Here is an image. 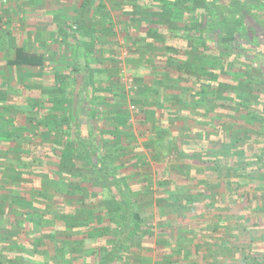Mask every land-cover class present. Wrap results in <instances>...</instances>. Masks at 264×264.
<instances>
[{"label":"trees","instance_id":"1","mask_svg":"<svg viewBox=\"0 0 264 264\" xmlns=\"http://www.w3.org/2000/svg\"><path fill=\"white\" fill-rule=\"evenodd\" d=\"M125 1L133 8L141 0ZM148 5L167 9L170 21L181 26L162 35L154 24L146 34H155L156 41L140 38L153 67L158 68V57L162 62L164 77L153 86L157 114L142 108L133 129L128 117L107 105L100 119H112L109 131L96 136L92 121L102 96L91 83V62L85 58L72 67L75 72L82 67L83 75L77 107L60 116L65 128L56 117L46 123V138L53 133V141L43 136L34 141L32 120L22 126L10 112L0 114V264H116L153 237V264H264V0ZM135 16L130 13L125 21L139 22ZM125 21L122 31L135 29ZM74 28L83 30L57 24L59 34L77 40ZM183 42L187 47L178 45ZM45 60L43 51L18 45L3 66L14 73L43 68ZM4 98L0 95V102ZM31 101L39 106L37 99ZM186 114L192 117L194 138L178 141L170 136L171 127L185 126ZM158 115L168 121L169 131L157 130ZM145 132L153 139L146 151L139 143ZM171 154L181 163L152 171L150 161ZM195 168L214 177L202 179ZM150 192L160 221L155 229L152 213L144 215L138 201ZM98 196L108 204L97 206ZM130 260L150 262L141 255Z\"/></svg>","mask_w":264,"mask_h":264},{"label":"rangeland","instance_id":"2","mask_svg":"<svg viewBox=\"0 0 264 264\" xmlns=\"http://www.w3.org/2000/svg\"><path fill=\"white\" fill-rule=\"evenodd\" d=\"M81 1L83 0H11L7 10V14L12 17L11 21L8 24L2 23L4 28L0 25V95L5 97L0 102V114L5 111L6 113L10 112L16 124L22 126L25 124V120H32L30 129L33 130L34 141L40 142V136L46 138L48 134L46 123H49V120L54 121L55 117L56 120H59L58 124L62 122V127L63 129L65 128L63 117L61 118L60 116L67 112L72 113L75 109L76 105L74 106L73 103L79 97L78 92L82 83V67H80L78 72L73 71L72 67L74 65H82L83 58L87 60H89L88 57L91 58V83L93 87L99 89L97 95L102 96L100 106L97 108L99 114L92 121L93 132L96 136L109 131L106 128L109 125H104V122L100 119L104 110L107 109V105L116 107L118 116L132 119L128 120V123L133 125V129L136 114H139L142 108L146 109L147 112L158 113V110L154 109L153 103L158 95L156 87L153 86H156V83H160V78L164 77L163 71L159 67L162 62L158 57L155 63L158 68L153 67V60L144 54L143 51L140 52L142 41L138 38H148L149 42L153 43L156 40L151 38L157 36L151 32L146 34L148 26L151 27V25L155 24L158 33L166 35L167 31H175L177 27H181L180 24H174L170 21V14L167 9L164 10L148 5L149 3L156 4L157 0H141L138 2L139 5L133 6V9L125 0H92L93 4L88 5L87 8H82L80 5ZM98 1H102L101 3H103L105 8L97 6ZM121 4L124 6L121 7ZM56 7L61 9L60 19L72 18V26L76 27V25H79L83 28L81 32L74 28V31H77V37L81 38L82 41H86L83 50L79 47L77 41L73 39L65 41L53 40L51 43L41 42L36 44V40L45 41L51 35L54 36L57 33L54 23L58 18V13L53 12ZM130 12L136 14L139 18L138 30L122 31L121 27L124 22L122 24L121 22L127 20L126 17L129 16ZM93 27L99 30H94ZM40 29H43L44 32L46 31V33L40 34ZM182 29L180 28L178 31L182 33ZM87 30L88 32H86ZM2 31H4V34H2ZM104 32L107 35L103 34ZM45 35L49 37L45 38ZM99 41H104L103 47L99 46ZM183 44L187 47V42L178 43L179 46ZM2 45L6 47L4 50H1ZM18 45H23L27 49L36 48L47 52L49 57L45 60L46 68L22 67L14 71V73L9 72L3 66L4 59L10 57L11 51ZM208 46L211 47L210 51L214 52V46L209 44ZM103 48L105 49V54L102 52ZM81 51H85L84 54L86 55H83ZM156 55L161 56L162 54L157 53ZM238 56L239 60L244 63L247 61L246 54H239ZM248 65L252 70L257 67L255 63ZM240 70H243L242 67ZM106 77L109 79L107 80ZM228 78V76L221 77L222 80ZM257 78H262V76L258 75ZM108 82H111L115 88L106 90L108 87L105 84H108ZM159 87L162 88L161 85ZM113 93L115 99L112 98ZM33 98L40 99L38 100L39 107L37 110L36 107H33L34 104L31 103ZM112 100L117 104H111ZM217 100L225 101L226 98L219 97ZM3 105L5 109L2 107ZM131 105L134 106V109L130 108ZM219 108L221 109V107ZM220 109H217V111L224 113L223 109ZM186 115L184 116L187 123L185 126H179L180 124L174 123L171 127V131H174L170 132V136H174L178 141L186 137L194 138V131L189 129L193 121L192 117ZM8 116L10 115L6 114V117ZM162 118V115H158L159 121L154 124L155 127H157V130L162 127L169 131L167 128L169 127L168 121L167 124L166 119ZM120 126L118 127L119 129L122 127ZM149 133L145 132L139 136L140 150L151 149L150 145L153 139H150L152 136L149 138ZM159 134L165 137L169 136L168 132L161 131ZM49 135L51 136L46 139L53 141V133ZM163 144L164 141L161 144L159 143L160 151L161 147L164 146ZM177 159L175 155L171 154L165 160L150 161L149 163L152 171L162 172L167 166L174 168L176 164L181 163V160L178 162ZM38 167L40 168L41 166ZM197 168H195V172L198 177L200 175H202V179L214 177V174L205 173L203 169L197 171ZM23 188L26 187L23 185ZM138 201L144 215L152 213L153 217L150 219H152L155 229L157 222L160 221L157 217L158 214L155 212L154 192L140 196ZM107 202L106 198L98 196L96 205L103 207L108 204ZM50 245L47 244L46 248L49 249ZM139 248L135 245L126 254L130 259L134 260L138 258V255H141V257L149 256L150 262L145 264H153L152 261L155 254L153 251L154 237L143 239ZM130 259L125 256L121 261H117L116 264H131Z\"/></svg>","mask_w":264,"mask_h":264},{"label":"crops","instance_id":"3","mask_svg":"<svg viewBox=\"0 0 264 264\" xmlns=\"http://www.w3.org/2000/svg\"><path fill=\"white\" fill-rule=\"evenodd\" d=\"M10 1L11 0H0V10L2 9V8H4V9H2V11L0 12V25H1V27L2 28H4V23H9L10 21H11V18L12 17H10V15H8L7 14V10H8V6H9V3H10ZM102 7H104L105 8V6L104 5H102ZM101 7V8H102ZM152 7H157V6H152ZM131 9H133V8H131ZM56 12V13H58V18H57V20L55 21V23H54V27H55V29H57V24L58 23H64V22H66V23H70L71 24V19L70 18H66V19H60L59 17L61 16L60 15V12H61V9H58V7H56L54 10H53V12ZM59 11V12H58ZM131 13V12H130ZM4 14V15H3ZM3 15V16H2ZM128 17L129 16H127L126 17V19H128ZM135 17H138L137 15L135 16ZM125 22H127V21H125ZM132 22V23H131ZM3 23V24H2ZM138 23L139 22H137V21H128L126 24H130L131 25V27H133V28H135V29H133L134 31H137L138 30ZM145 23V22H144ZM125 25V24H124ZM126 26V25H125ZM40 27H44V26H40ZM72 27H74V26H72ZM44 33H46V31L44 32L43 31V29L41 30L40 29V34H44ZM2 34H4V31H2ZM103 34H105V35H107V33L106 32H104ZM137 34V33H136ZM0 36H1V34H0ZM49 36H46L45 35V38H48ZM140 38H142V37H139L138 39H140ZM68 39H72V38H70V37H64V36H62L61 34H59V32H57V33H55L54 34V36H50V38H48L47 40H45V41H40V40H36V44H39V43H41V42H44V43H46V42H48V43H51L53 40H62V41H65V40H68ZM74 39V38H73ZM75 41H77V44L79 45V47H81L82 48V50H83V48H84V45H85V42L86 41H82L81 40V38H79V37H77V40H75ZM99 46L101 45L102 47L104 46V41H99ZM102 43V44H101ZM141 45H142V43H141ZM36 49V48H35ZM140 52H142L143 51V49L141 48V46H140ZM81 52H83V51H81ZM102 52L105 54V49L103 48L102 49ZM11 53H12V51H11ZM85 53V51L82 53L83 55H86V54H84ZM44 54H45V56H46V58L47 57H49V55H47V52H44ZM147 57V56H146ZM84 59V58H83ZM88 59L89 60H91V58H89L88 57ZM105 59V58H104ZM106 60H107V58H106ZM45 63H46V61H45ZM43 68H46L45 67V65H44V67ZM83 75V74H82ZM106 79L108 80L109 78L108 77H106ZM106 80V81H107ZM106 86H107V84H105ZM51 87V86H50ZM114 88H115V86H114ZM113 88V89H114ZM51 89H52V87H51ZM38 100H40V99H38ZM42 100V99H41ZM78 101L79 100H75L74 101V106L76 105L77 106V103H78ZM75 106V107H76ZM90 106H91V104H90ZM39 106H36V110H37V108H38ZM137 110V109H136ZM147 111V110H146ZM148 112H150V111H148ZM103 122H105V124H108L109 123V121H111V120H107L106 121V119H101ZM129 120H132V119H129Z\"/></svg>","mask_w":264,"mask_h":264},{"label":"built area","instance_id":"4","mask_svg":"<svg viewBox=\"0 0 264 264\" xmlns=\"http://www.w3.org/2000/svg\"><path fill=\"white\" fill-rule=\"evenodd\" d=\"M130 108H131V109H134V106H133V105H131V106H130Z\"/></svg>","mask_w":264,"mask_h":264}]
</instances>
